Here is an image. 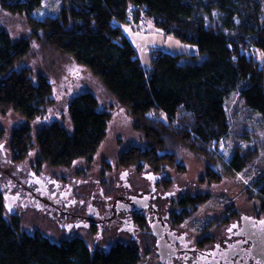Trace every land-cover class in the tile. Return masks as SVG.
Instances as JSON below:
<instances>
[{"label":"trees","instance_id":"obj_1","mask_svg":"<svg viewBox=\"0 0 264 264\" xmlns=\"http://www.w3.org/2000/svg\"><path fill=\"white\" fill-rule=\"evenodd\" d=\"M43 2L0 0L6 11L28 17L34 36L87 66L128 108L146 147L125 150L120 160L126 166L144 162L164 169L178 160L180 146L214 161L213 148L231 131L226 105L232 93L264 118L260 0H64L57 15L37 18L34 14ZM216 9L219 20L209 22ZM142 17L160 31L198 46L199 52L182 62L185 54L155 49L151 67L145 69L125 31ZM31 46L28 38L14 39L0 25V113L12 109L27 120L43 114L53 93L47 75L34 77L30 68L15 66ZM68 107L73 130L59 121L38 130L40 170L44 163L69 167L79 158L91 162L108 134L111 116L100 108L93 92L77 94ZM12 132V158L24 160L34 146L31 128L23 124ZM249 151H233L228 162L233 172L245 169L251 160ZM213 169L209 175L220 179L221 173ZM257 187L264 208V178ZM4 195L0 193V264H139L142 260V248L135 242L93 248L78 236L58 242L41 231L27 233L20 215L6 218ZM208 198L206 193L180 196L178 204L184 207L176 223L185 221L190 207L203 205Z\"/></svg>","mask_w":264,"mask_h":264},{"label":"rangeland","instance_id":"obj_2","mask_svg":"<svg viewBox=\"0 0 264 264\" xmlns=\"http://www.w3.org/2000/svg\"><path fill=\"white\" fill-rule=\"evenodd\" d=\"M63 2L64 0H44L42 7L34 16L40 18L51 14L57 15ZM260 3L264 16V0H260ZM211 13L212 17L208 21L216 23L221 13L217 9ZM0 25L9 31L14 39L26 37L32 43L30 52L15 66L30 68L34 77L38 74L47 75L53 86L51 102L45 107L43 114L34 120H27L23 114L12 109L6 114L0 113V166L3 165V171L0 167L1 194L15 192L16 175L18 176L19 173L26 175L27 171H22L19 166L25 169L32 165L38 167L39 153L35 137L39 129L59 121L66 129L73 130L68 105L81 92H93L98 98L100 108L111 116L108 134L91 162L79 158L69 167H54L44 163L42 171L59 176L66 175L68 179L74 176L85 177L91 171L101 174L98 167L103 158L111 163L117 160L118 163L119 155L123 150L134 145L146 147V140L134 126V117L129 113L128 108L119 103L103 81L87 66L81 65L70 54L61 53L34 36L33 28L25 14L6 11L0 4ZM125 28L145 69L151 67L155 49L185 54L182 62H185L189 55L199 52L198 46L160 31L145 17L141 18L139 24L133 22ZM198 56L203 60L206 58L202 54ZM258 57L263 58L262 54H258ZM227 100V111L232 122L231 131L228 136L219 141L216 148H213L211 155L214 156V161L211 162L207 156L197 153L190 147L180 146L178 160L164 168L170 180L189 194H209L208 201L203 205L189 208L190 215L180 227L178 226L197 239L204 234L215 237L218 231L224 229L230 221L240 219L242 214H249L254 218L259 215L260 218H264L263 202L258 195L257 187L261 178H264V118L260 113L250 110L238 93H232ZM23 124L30 126L34 146L24 160L14 158L10 160L12 154L8 149L11 147L12 131ZM235 149L242 152L253 150L252 153L249 151L251 160L241 172H233L228 166ZM213 168L221 173L220 179L209 175ZM114 173L115 171L102 172L109 179ZM138 176L135 174L132 180L135 181V185L140 186L143 182ZM172 208L180 209L176 205ZM6 218L10 219L7 211ZM20 220L22 230L27 233L41 231L58 242L68 236L57 229L56 223L51 218L43 216L35 209L23 210ZM153 237L148 234L141 239L139 244L142 248V260L139 264H160Z\"/></svg>","mask_w":264,"mask_h":264},{"label":"flooded vegetation","instance_id":"obj_3","mask_svg":"<svg viewBox=\"0 0 264 264\" xmlns=\"http://www.w3.org/2000/svg\"><path fill=\"white\" fill-rule=\"evenodd\" d=\"M123 152L118 163L103 158L98 167L101 174L91 171L85 177L68 179L33 165L26 169L19 166L27 173L16 175L15 192H7L16 195L9 215L21 216L23 210L35 209L51 218L57 229L68 235L66 238L81 237L93 248H106L116 242L138 244L148 234L154 236L156 246L152 225L164 222L169 226L164 235L173 254L162 262L156 246L160 264H241L246 259L249 264H259L250 251L252 242L243 231L241 218L245 214L230 221L215 237L204 234L197 239L179 228L184 221L176 223L177 214L184 207L178 204L179 196H188V191L172 182L165 169L144 162L126 166L120 160ZM0 167L3 171V165ZM103 171L115 173L109 179ZM135 174L140 176L142 185H135ZM174 205L180 209L172 208ZM258 218L259 215L255 219ZM229 252L232 256L224 260Z\"/></svg>","mask_w":264,"mask_h":264},{"label":"water","instance_id":"obj_4","mask_svg":"<svg viewBox=\"0 0 264 264\" xmlns=\"http://www.w3.org/2000/svg\"><path fill=\"white\" fill-rule=\"evenodd\" d=\"M15 197L16 195L14 196L10 193H6L4 195V206L7 211L15 201ZM241 220L243 224V231L247 233L248 238L252 242L250 251L251 253H253L255 261L259 264H264V218L255 219L251 215L245 214L242 216ZM254 223L256 225H254ZM167 227L169 226L164 222H159L152 225L153 234L156 236V246L158 248V254L161 257L162 262L165 258L170 260L173 254V247L170 246V243L164 235L165 231L168 230ZM230 256H232L231 252L227 253V255L223 259L225 260ZM241 264H249L248 259H246Z\"/></svg>","mask_w":264,"mask_h":264}]
</instances>
